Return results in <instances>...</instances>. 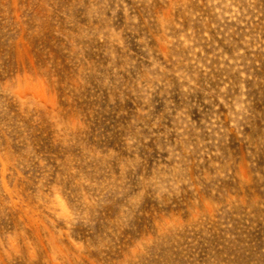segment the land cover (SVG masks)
Returning a JSON list of instances; mask_svg holds the SVG:
<instances>
[{
  "label": "rangeland",
  "instance_id": "1",
  "mask_svg": "<svg viewBox=\"0 0 264 264\" xmlns=\"http://www.w3.org/2000/svg\"><path fill=\"white\" fill-rule=\"evenodd\" d=\"M0 264H264V0H0Z\"/></svg>",
  "mask_w": 264,
  "mask_h": 264
}]
</instances>
